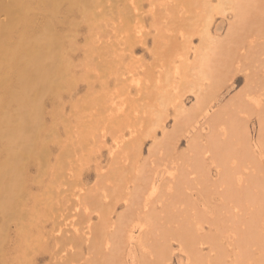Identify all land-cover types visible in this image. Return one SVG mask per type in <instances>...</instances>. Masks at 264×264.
Returning a JSON list of instances; mask_svg holds the SVG:
<instances>
[{"label":"bare ground","instance_id":"obj_1","mask_svg":"<svg viewBox=\"0 0 264 264\" xmlns=\"http://www.w3.org/2000/svg\"><path fill=\"white\" fill-rule=\"evenodd\" d=\"M78 66L74 141L47 121ZM193 190L219 195L209 219L187 213L184 263L264 264V0H0V264H170L172 233L150 231Z\"/></svg>","mask_w":264,"mask_h":264},{"label":"rangeland","instance_id":"obj_2","mask_svg":"<svg viewBox=\"0 0 264 264\" xmlns=\"http://www.w3.org/2000/svg\"><path fill=\"white\" fill-rule=\"evenodd\" d=\"M195 18L197 19V18H200V17H196L195 16ZM221 15H216V22L215 23H218V25H221ZM87 24V23H86ZM86 24H84V26L86 27ZM88 25V24H87ZM160 27V26H159ZM85 33H87V32H85ZM138 54H139V56L140 57H142V61H144L145 63H149L150 61H151V57H150V54L149 53H145V52H143V51H139L138 50ZM95 56V55H94ZM82 57L80 56L78 59H76V61H78V60H80ZM83 67H81V66H78V67H73V69L71 70V72L69 73V76H70V80H69V83H68V85L67 86H65V87H63V89H61V93L62 94H64L65 95V98H66V100H67V103H66V107L67 108H65V110H64V112H65V115H61V118L59 119V117H57V120H48L47 122H49L48 124H50V123H53L54 124V126L59 130V131H61L63 128H62V125H63V122H62V118L64 117H67V121H66V123H67V125H68V129H69V132H70V135L69 136H67V139L69 138V137H71L70 138V140H74V141H76V140H78V138H76L77 136H76V133H77V131H78V129L80 128V126L82 125V123H88L89 121L88 120H90V117L88 116V110H89V107H90V105H89V102L87 101V99H86V96H87V94H88V92L89 91H87V90H85V79L83 78V73H84V71H83ZM89 71H90V68L88 69ZM89 71H87V73L89 72ZM90 72H93V70H91ZM89 72V73H90ZM88 73V74H89ZM242 82H240V83H238V84H232V85H229V86H227L223 91H222V95H223V97L224 98H222V101L224 100V99H226V98H228L229 96H231V95H233V94H235L236 92H237V90H239L241 87H243L242 86ZM80 89H82V90H80ZM78 90H80L79 92H78ZM70 94H72V95H70ZM68 95H69V97H68ZM190 95V94H189ZM189 95H187V93H186V96H189ZM80 98V99H77V98ZM186 98V100H185V102L187 103V104H190L191 103V99H192V95H190L189 97H185ZM219 101L221 102V99H219ZM217 104H219V102L217 103ZM88 105H89V107H88ZM231 107H233V106H231ZM233 112L234 113H240L237 109H233ZM242 115H244V113H241ZM49 116V115H48ZM59 119V120H58ZM249 125H248V129H249V131H250V133L253 135V136H255L256 137V133H257V122H256V118L255 117H250L249 118ZM59 139V138H58ZM148 143H149V141H147ZM50 143H52L51 145H53V146H58V140H56V141H51ZM49 143V144H50ZM81 143H83V142H81ZM148 143H147V145H148ZM185 141H182V142H180V143H178L177 144V149H179V151L181 152V151H186L187 149V145H185ZM146 145V146H147ZM178 146H179V148H178ZM186 146V147H185ZM185 148V149H184ZM85 152V151H84ZM145 153H146V149H145V151H144ZM104 157H106V149L104 150L103 149V159L105 160V158ZM153 156H151V158H152ZM166 159H164V160H166L167 161V158L168 157H165ZM170 159H168V161H170L171 160V158H173V157H169ZM153 159V162L154 163H156L157 161H158V163H156L157 164V166H158V164H159V162H160V165L158 166V169H160V170H167L166 168H164V167H162V163H165V162H163L162 160H159V159H155L154 157L152 158ZM157 160V161H156ZM72 161H73V159H72ZM86 161V159H85V157H83V158H81V159H79V161L78 162H85ZM162 162V163H161ZM67 163V162H66ZM90 164H92V162H89V165ZM75 165V164H74ZM164 166V165H163ZM168 166V165H167ZM166 166V167H167ZM82 167V171L84 172V173H86V172H91L92 170L89 168V169H87L88 167H87V164L86 165H82L81 166ZM169 167V166H168ZM167 167V168H168ZM212 169L214 170V168L212 167V165H211V169H210V172H211V174L213 173V171H212ZM88 170V171H87ZM91 170V171H90ZM212 176H214V175H212ZM201 178V177H200ZM213 177H211V179H212ZM203 181V180H202ZM88 185L89 184H92V180H88ZM204 182V181H203ZM206 183H207V181H205ZM204 182V184H206ZM197 187V186H196ZM194 191V190H193ZM199 192H196V191H194V194H193V197L195 198V199H193V201L195 200V204H194V202H193V204H190L189 206H190V208H191V206L192 205H194L191 209L189 208V206H188V204H186V206H188V209H186L185 211H183V212H181V208H182V210H183V208H184V206H185V203H188V202H185L184 204H183V202H182V204L183 205H181V206H179V205H176V207H175V210L173 209V210H171V211H164V213H162V216H161V218L163 219H160V224L159 223H156V225H154V226H158V228H155L154 226H152V228H151V231H150V235L152 236V238L155 236V241H156V239L158 238V232H165V230H167L168 232H171L172 233V235L171 236H169V238H163L162 239V242L164 243L163 244V247H169V243H172V244H170V246L171 247H175V249L173 250L172 248H170L171 250H172V252L173 253H170L169 255L171 256L170 257V261L168 262V263H170V264H173V263H175V264H185L184 262H186V260L185 259H188V256L190 257V258H194L195 257V255H191L189 252H190V248H189V244H191L190 242H192L191 241V238L190 237H192V235H190V237L189 236H183V237H188V238H190L189 239V241L187 242V243H183V240H181L183 237H181L180 236V234H178V231L180 230V229H182L183 227V225L185 226V228L184 229H189V231H193L194 230V227L195 226H192V224H187L186 222H184L183 223V221H185V218H188L187 216H188V214L191 212V211H193V210H199V209H197V208H202L203 210H205V211H203L202 209H200V210H202V212L201 211H195V214L193 213V215L191 216V214H189V216H191V218H195L196 219V216H197V218L199 217V214H200V217L198 218V220H197V222L199 221V220H203V221H205L206 220V218L207 219H209L210 217H209V213L210 212H212V207L213 206H215V200L218 198V192H216V194L214 193V194H209V192H208V194L209 195H207V198H206V195L202 198V196H200L199 194H198ZM208 196H209V198L210 199H208ZM193 197H191V198H193ZM202 198V199H201ZM206 198V199H205ZM207 199H208V201H207ZM204 200V201H203ZM206 200V201H205ZM209 200H210V202H209ZM187 201V200H186ZM196 201H197V203H196ZM206 202H208V203H211L210 205L208 204V203H206ZM214 202V203H213ZM180 203V202H179ZM178 203V204H179ZM204 203H206V204H204ZM200 206V207H198V206ZM185 206V207H186ZM197 208H196V207ZM202 206H204V207H202ZM180 208V209H178V208ZM178 209V210H177ZM229 209V208H228ZM215 210V209H214ZM223 212L224 211H227V209H221ZM229 210H231V208L229 209ZM221 211V212H222ZM167 212H168V214L170 213L171 215H169V217L170 216H172V214L173 215H175V217L176 218H178L179 217V220L178 219H176V218H174V216H172V217H170V218H172L171 219V222H170V218L168 217V214H167ZM182 213V214H185L186 216H184V215H182V214H180V213ZM228 212V211H227ZM175 213V214H174ZM226 212H224V213H221L220 215H219V217H221V221H219V223L224 227L226 224H224V223H226L227 221H226V219H227V217H228V215L230 214V213H226ZM203 214H205V216H203ZM222 214H224V215H222ZM201 215H202V217H201ZM178 216V217H177ZM184 216V217H183ZM231 216V215H230ZM166 218H168V219H166ZM176 219V220H175ZM164 221V220H166L164 223H165V225H170V224H173L172 226L175 228V226L176 227H178L177 225H179V229L177 228V230H176V228L174 229V230H172L173 228H170L169 226H165L164 225V223L162 222V221ZM187 220V219H186ZM180 221V222H179ZM203 221H201V222H203ZM178 222V223H177ZM200 222V221H199ZM200 222V223H201ZM223 224H222V223ZM163 223V224H162ZM181 223V224H180ZM183 224V225H182ZM199 226L201 225L202 227L204 226V228H205V230L208 228V226H207V223L205 222L204 224H199V223H197ZM215 225V226H221V225ZM160 225H162L163 226V228H162V226L160 227ZM175 225V226H174ZM171 226V225H170ZM190 226V227H189ZM180 227H182V228H180ZM187 227V228H186ZM167 228H169V229H167ZM152 231H154V234H153V232ZM180 231H182V230H180ZM177 232V233H176ZM175 233H176V235H177V237L175 236ZM181 233V232H180ZM224 232H222L221 234H223ZM168 235H169V233H167ZM156 236H157V238H156ZM164 236V235H163ZM162 236V237H163ZM168 237V236H167ZM175 238L174 240L172 239V238ZM152 238L150 239V240H152ZM178 238H180V239H178ZM180 240V241H178V240ZM172 240V241H171ZM175 240H177V241H175ZM157 241H158V239H157ZM168 241H169V243H168ZM174 241V242H173ZM185 241V240H184ZM194 241H195V239H194ZM153 242H154V240H153ZM183 243V246H184V244H185V249L182 251L181 249H180V247H179V244L178 243ZM155 243V242H154ZM168 243V244H167ZM178 246V248L176 249V247ZM199 246L201 247V248H203L204 250H203V253L204 254H211V255H213V253H214V251L212 252V251H210L209 249H208V247H207V244L205 243V244H199ZM207 248H206V247ZM184 248V247H183ZM186 248H188V250L186 249ZM179 249V250H178ZM205 249H207L206 251H205ZM170 251V250H169ZM171 252V251H170ZM187 252V254H185ZM176 254V255H175ZM200 254H201V252H200ZM199 254V255H200ZM203 254V255H204ZM178 256H180L179 258H178ZM187 256V257H186ZM197 256V255H196ZM201 256V255H200ZM197 257H195V259H196ZM228 259H230V257L228 258ZM193 264H199L198 263V261L197 262H193Z\"/></svg>","mask_w":264,"mask_h":264}]
</instances>
